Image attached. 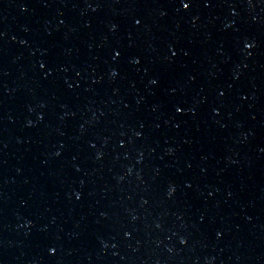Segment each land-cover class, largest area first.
Returning <instances> with one entry per match:
<instances>
[{"label":"water","instance_id":"water-1","mask_svg":"<svg viewBox=\"0 0 264 264\" xmlns=\"http://www.w3.org/2000/svg\"><path fill=\"white\" fill-rule=\"evenodd\" d=\"M0 264H264V0H0Z\"/></svg>","mask_w":264,"mask_h":264}]
</instances>
